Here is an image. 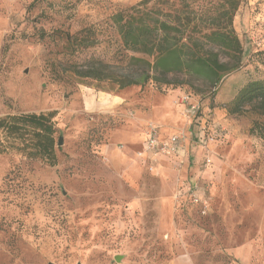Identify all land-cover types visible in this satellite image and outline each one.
I'll list each match as a JSON object with an SVG mask.
<instances>
[{"label": "rangeland", "instance_id": "1", "mask_svg": "<svg viewBox=\"0 0 264 264\" xmlns=\"http://www.w3.org/2000/svg\"><path fill=\"white\" fill-rule=\"evenodd\" d=\"M222 1L0 0V264H264V115L228 112L264 79V0H240L241 67L216 88L119 84L148 56L125 48L116 13L206 25ZM93 61L101 79L83 76ZM186 95L203 105L206 146ZM50 112L55 165L29 155L36 130L17 119ZM150 123L185 131L188 160L141 157Z\"/></svg>", "mask_w": 264, "mask_h": 264}, {"label": "trees", "instance_id": "2", "mask_svg": "<svg viewBox=\"0 0 264 264\" xmlns=\"http://www.w3.org/2000/svg\"><path fill=\"white\" fill-rule=\"evenodd\" d=\"M239 5L240 0H223L214 8L216 15L205 20L206 25L195 22L190 13L183 17L184 10L177 12L173 19L157 17L155 9L139 11L132 7L116 13L114 19L125 48L148 56L131 57L134 64L141 65V75L122 77L120 86L145 85L149 81L175 86L198 80L216 88L226 75L241 67L244 48L233 26ZM222 52L227 60L221 58ZM103 65L93 61L83 76L101 79L98 67ZM247 108L264 115V79L245 84L228 112L241 114ZM53 117L54 112L17 117L36 130L29 155L45 157L51 165L56 164ZM0 122V127H6L4 121Z\"/></svg>", "mask_w": 264, "mask_h": 264}, {"label": "built area", "instance_id": "3", "mask_svg": "<svg viewBox=\"0 0 264 264\" xmlns=\"http://www.w3.org/2000/svg\"><path fill=\"white\" fill-rule=\"evenodd\" d=\"M182 103H185L189 113L190 124L194 127L193 130L196 131L194 136L201 145L206 146L208 140L205 134V125H203L202 120L203 105L199 100H193L190 95L184 96ZM185 140V131L164 136L158 125L150 123L146 131L145 143L139 155L141 157H179L182 151H184ZM198 188L199 186L196 184L191 196L196 203H201L202 206L207 207V201L197 192Z\"/></svg>", "mask_w": 264, "mask_h": 264}, {"label": "crops", "instance_id": "4", "mask_svg": "<svg viewBox=\"0 0 264 264\" xmlns=\"http://www.w3.org/2000/svg\"><path fill=\"white\" fill-rule=\"evenodd\" d=\"M202 120H204V118L202 119ZM204 122V121H203ZM195 130L193 131V133H194V135H195ZM165 136V135H164ZM145 140H146V137L144 138V140H143V143H142V146L144 145V143H145ZM189 149H188V147H186V145H184V151H182V153H181V155L179 156V157H172V158H178V159H180V161H187L188 160V158H189Z\"/></svg>", "mask_w": 264, "mask_h": 264}, {"label": "water", "instance_id": "5", "mask_svg": "<svg viewBox=\"0 0 264 264\" xmlns=\"http://www.w3.org/2000/svg\"><path fill=\"white\" fill-rule=\"evenodd\" d=\"M62 144H63V137H60L59 145H62ZM116 258H117V260L121 259V255H118Z\"/></svg>", "mask_w": 264, "mask_h": 264}]
</instances>
